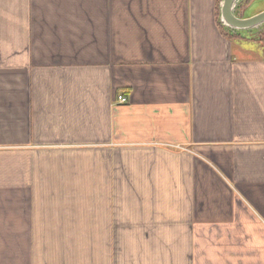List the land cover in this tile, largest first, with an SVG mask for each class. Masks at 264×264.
<instances>
[{
  "label": "crops",
  "instance_id": "0c3cea01",
  "mask_svg": "<svg viewBox=\"0 0 264 264\" xmlns=\"http://www.w3.org/2000/svg\"><path fill=\"white\" fill-rule=\"evenodd\" d=\"M221 2L0 0V264H264V25Z\"/></svg>",
  "mask_w": 264,
  "mask_h": 264
},
{
  "label": "water",
  "instance_id": "95a60500",
  "mask_svg": "<svg viewBox=\"0 0 264 264\" xmlns=\"http://www.w3.org/2000/svg\"><path fill=\"white\" fill-rule=\"evenodd\" d=\"M247 0H222L221 2V22L229 29L242 32L256 29L264 25V12L250 19H240L236 15L238 6Z\"/></svg>",
  "mask_w": 264,
  "mask_h": 264
},
{
  "label": "rangeland",
  "instance_id": "374dc122",
  "mask_svg": "<svg viewBox=\"0 0 264 264\" xmlns=\"http://www.w3.org/2000/svg\"><path fill=\"white\" fill-rule=\"evenodd\" d=\"M258 6H260V7H263L264 8V0H261L259 3H258ZM98 238H100V235H91L90 236V242L91 243H95L94 245H97L98 243H99V240H98ZM102 240V239H101ZM92 247V246H91ZM93 252V250L92 249H90V254H91V256H92V253ZM97 252V250H94V253H96ZM119 252H117L116 251V254H118ZM112 254V253H111Z\"/></svg>",
  "mask_w": 264,
  "mask_h": 264
},
{
  "label": "built area",
  "instance_id": "2783aa9c",
  "mask_svg": "<svg viewBox=\"0 0 264 264\" xmlns=\"http://www.w3.org/2000/svg\"><path fill=\"white\" fill-rule=\"evenodd\" d=\"M118 102L120 104H126L128 102V98L127 97H124V96H119L118 97Z\"/></svg>",
  "mask_w": 264,
  "mask_h": 264
},
{
  "label": "trees",
  "instance_id": "16d2710c",
  "mask_svg": "<svg viewBox=\"0 0 264 264\" xmlns=\"http://www.w3.org/2000/svg\"><path fill=\"white\" fill-rule=\"evenodd\" d=\"M249 2V1H248Z\"/></svg>",
  "mask_w": 264,
  "mask_h": 264
}]
</instances>
